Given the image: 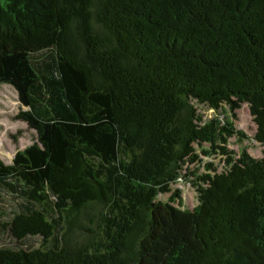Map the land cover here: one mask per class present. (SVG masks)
Returning a JSON list of instances; mask_svg holds the SVG:
<instances>
[{"label":"trees","instance_id":"1","mask_svg":"<svg viewBox=\"0 0 264 264\" xmlns=\"http://www.w3.org/2000/svg\"><path fill=\"white\" fill-rule=\"evenodd\" d=\"M2 84L0 264H264V0H0Z\"/></svg>","mask_w":264,"mask_h":264},{"label":"rangeland","instance_id":"2","mask_svg":"<svg viewBox=\"0 0 264 264\" xmlns=\"http://www.w3.org/2000/svg\"><path fill=\"white\" fill-rule=\"evenodd\" d=\"M225 112L230 116L226 108ZM26 111L19 101L17 91L8 84L0 85V159L7 165L11 164L16 153L25 150L38 141L37 131L30 129L27 122L19 119ZM211 115V112L209 113ZM236 129L242 131L247 139L242 142L236 137L230 139L229 149L237 153L246 150L255 158H260L264 147L254 140L257 127L253 122L247 105L236 111ZM210 162V160H207ZM219 168L223 167L220 160L215 161ZM184 205L192 209L197 204V193L192 185H179ZM162 199H167L162 197Z\"/></svg>","mask_w":264,"mask_h":264},{"label":"water","instance_id":"3","mask_svg":"<svg viewBox=\"0 0 264 264\" xmlns=\"http://www.w3.org/2000/svg\"><path fill=\"white\" fill-rule=\"evenodd\" d=\"M21 104V103H20Z\"/></svg>","mask_w":264,"mask_h":264}]
</instances>
